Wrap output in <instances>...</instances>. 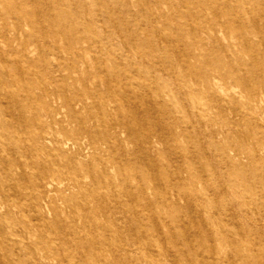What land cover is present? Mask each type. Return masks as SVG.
Wrapping results in <instances>:
<instances>
[{"label":"rangeland","instance_id":"374dc122","mask_svg":"<svg viewBox=\"0 0 264 264\" xmlns=\"http://www.w3.org/2000/svg\"><path fill=\"white\" fill-rule=\"evenodd\" d=\"M151 1L0 0V264H222L239 232L264 248V69L242 46L264 42V0H161L154 27ZM112 62L148 87L141 126L106 99ZM44 130L35 162L16 143Z\"/></svg>","mask_w":264,"mask_h":264},{"label":"bare ground","instance_id":"6f19581e","mask_svg":"<svg viewBox=\"0 0 264 264\" xmlns=\"http://www.w3.org/2000/svg\"><path fill=\"white\" fill-rule=\"evenodd\" d=\"M122 1L124 5H127L128 0H122ZM163 1L152 0L151 4H148L149 7L147 6V9L144 13L145 19L148 22V25H151L152 27H154V25H156L160 21L162 15L164 14L162 7H161ZM242 46H243V49L246 51V53L251 55L252 60H253L252 66L255 69H264V62L261 63L258 61V56L264 58V42L262 40L248 41V42H245ZM229 48L230 50H232L231 45ZM103 49H107V45H104ZM220 49L222 51L225 50V48H223L222 46L220 47ZM100 51H102V48L100 49ZM190 55L194 57L192 53ZM178 63H180V65L183 67L190 65V62L186 60L182 62L180 61ZM150 64L151 65L154 64L153 61H151ZM110 67L113 71V76L112 78H106L104 80L105 84L106 85H112V84L119 85L123 87L122 88L123 90L120 93L113 92V93L107 94L106 99L117 102V100L121 96L124 99L123 100L124 109L127 115L132 117L131 124L128 123L126 125H133V126L143 125L146 122V118L150 115L149 113L145 117L142 116V114H145L144 104L149 99L147 95L148 87L145 84L144 85L141 84V80H142L141 77H131V78L121 77L119 74V66L116 64V62H112ZM173 78H176V77L171 75L170 79H173ZM34 82L38 84L43 83L41 79H36ZM137 85L139 86V88L136 89L134 86H137ZM4 102L6 103V101ZM97 105L98 104L96 103L95 106ZM65 107H71V103L69 102L66 103ZM60 108L61 107L51 108L50 105L43 106V110L46 114V117L50 118V122L53 121L55 115H59ZM54 138L55 137L53 136L51 131L44 130L43 132H40L37 134L36 144L25 145L23 142L18 141L16 143V146L21 148L22 150L25 149V151H28L32 155V159L36 162L39 160L38 155L36 153H39V152L45 153V154L50 153L52 149L51 147L47 145V142L54 143L55 142ZM63 145H65L68 150L72 149V145H74L75 148L77 147L76 152L77 153L80 152V150L78 149L79 146H76V144H74V142H72V140L69 138L63 141ZM85 149L87 148H83L82 150H85ZM64 157L66 158L68 164H71L73 162L71 156L69 155L67 156L66 152H64ZM6 178L7 179L9 178L11 180L14 178V173L9 169L6 171ZM109 196L110 194L106 193L103 187L97 186L95 188L93 197L97 203L99 202V207L97 210L98 212L104 213L106 211V213H109L108 209L106 208V205H104V203L111 201L108 198ZM121 206H123V203L116 205L115 208H118ZM46 207L49 211H52L48 205H46ZM141 219H139V217L136 216V222L138 223L141 222ZM94 229H97V231L101 232V231H107L108 227H106L105 225L95 224ZM157 231L158 233L160 232L159 229H157ZM245 235H246L245 233L239 232L236 238H234L233 235H231L230 233L228 234L226 233V236L230 238L229 241L232 242V245H231V248H229V250L227 251V255H226L227 258L222 261V264H264V248L261 247L260 245H256L248 241V239L246 238L247 236L245 237ZM155 236L156 234L152 235V237H155ZM149 240L151 239L149 238ZM107 241H109V244L115 245V243H117L114 240L109 239V238L107 239ZM127 256H128L127 253H123L119 261H115L114 264H119L121 260L123 261L128 260L129 257Z\"/></svg>","mask_w":264,"mask_h":264}]
</instances>
